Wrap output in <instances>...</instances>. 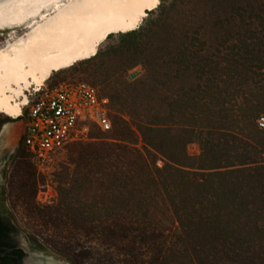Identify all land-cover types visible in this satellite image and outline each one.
<instances>
[{"label":"trees","instance_id":"trees-1","mask_svg":"<svg viewBox=\"0 0 264 264\" xmlns=\"http://www.w3.org/2000/svg\"><path fill=\"white\" fill-rule=\"evenodd\" d=\"M184 4L182 23L151 20L110 54L144 76L113 110V136H92L77 188L92 198L105 264H264V0ZM16 233L0 212V264H23Z\"/></svg>","mask_w":264,"mask_h":264},{"label":"rangeland","instance_id":"rangeland-1","mask_svg":"<svg viewBox=\"0 0 264 264\" xmlns=\"http://www.w3.org/2000/svg\"><path fill=\"white\" fill-rule=\"evenodd\" d=\"M163 1L162 6L148 10L138 28L155 19L159 22H183V8L186 6L183 0ZM25 33V29L0 31V48L6 46L11 38ZM122 34H110L98 47V56L54 71L45 85L76 80L91 82L111 98L113 110L120 111L121 96L133 95L134 84L144 76L141 66L125 70L121 67L120 58L110 56L128 45L129 39ZM171 75L175 76L173 72ZM187 84L188 88L194 80ZM170 88L169 100L172 101L176 98V85H170ZM155 101L152 96L144 100L149 109ZM113 116L111 114V119ZM127 119L133 123L130 117ZM24 125L22 116L14 118L0 112V212L16 225L18 244L47 252L65 264H105L102 258L105 246L102 237L94 234L90 217L92 198H86V193L77 188L80 182L77 179L81 167L94 162V151L100 140L93 137L104 139L113 135L94 125L92 132L90 129L91 138L70 144L48 163L37 164L26 148L19 151ZM133 138L136 146L145 151L153 163L159 167L164 164L161 153L145 145L138 128H135ZM194 148L197 150V145ZM40 189L45 193H39ZM46 196V202L38 199L44 200Z\"/></svg>","mask_w":264,"mask_h":264},{"label":"bare ground","instance_id":"bare-ground-1","mask_svg":"<svg viewBox=\"0 0 264 264\" xmlns=\"http://www.w3.org/2000/svg\"><path fill=\"white\" fill-rule=\"evenodd\" d=\"M160 1L10 0L1 4L0 31L25 29L27 33L0 48V112L19 118L31 88L43 86L54 71L95 56L110 34L138 28Z\"/></svg>","mask_w":264,"mask_h":264},{"label":"built area","instance_id":"built-area-1","mask_svg":"<svg viewBox=\"0 0 264 264\" xmlns=\"http://www.w3.org/2000/svg\"><path fill=\"white\" fill-rule=\"evenodd\" d=\"M23 106V143L37 164L52 161L72 143L91 138L90 127L112 130L111 98L91 82L64 81L34 87ZM264 128V116L259 119ZM39 193H45L42 189ZM47 201V196L44 200Z\"/></svg>","mask_w":264,"mask_h":264},{"label":"water","instance_id":"water-1","mask_svg":"<svg viewBox=\"0 0 264 264\" xmlns=\"http://www.w3.org/2000/svg\"><path fill=\"white\" fill-rule=\"evenodd\" d=\"M8 1L10 0H0V5ZM20 247L26 253L23 264H54L58 261V258L56 256L51 255L47 252L34 250L25 244H22V246Z\"/></svg>","mask_w":264,"mask_h":264},{"label":"snow or ice","instance_id":"snow-or-ice-1","mask_svg":"<svg viewBox=\"0 0 264 264\" xmlns=\"http://www.w3.org/2000/svg\"><path fill=\"white\" fill-rule=\"evenodd\" d=\"M98 2H111V3H119L121 0H98Z\"/></svg>","mask_w":264,"mask_h":264}]
</instances>
